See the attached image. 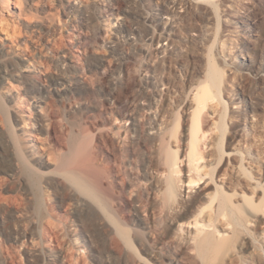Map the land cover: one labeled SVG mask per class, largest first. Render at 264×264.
<instances>
[{
	"label": "rangeland",
	"instance_id": "rangeland-1",
	"mask_svg": "<svg viewBox=\"0 0 264 264\" xmlns=\"http://www.w3.org/2000/svg\"><path fill=\"white\" fill-rule=\"evenodd\" d=\"M107 2L114 18L127 16V25L138 27L143 34H147L149 28L141 15L154 16L159 12L156 8L160 7L161 14L169 18L170 26L177 33L174 52L171 51L168 58L158 52H145L141 50L146 43L144 37L143 41L139 38L133 43L126 28L105 26L102 21L98 25L95 14L98 2L95 0H85L89 25L84 54L82 49L81 52L74 50L67 28L61 27L64 21L57 16L58 29L52 35L23 44L24 35L21 34L16 36L14 44L8 40L11 47L6 51H1L0 43V66L8 65L13 71L21 72L26 81L34 82L31 89L25 82H14L19 88L10 90L8 82L0 80V264H60L59 254L67 257L68 264H124L122 257L110 249L108 239L112 231L108 223L119 220L120 213L116 217L110 208L102 211L99 207L88 206L83 193L64 174L65 159L72 158L73 148L82 142L87 118L99 122L103 115H108L106 128L116 138L123 124L122 117L130 112L133 101L149 94L148 90L152 93L156 87L161 88V84L166 87L164 113L157 117L146 116L145 121L147 125L160 119L172 123L180 118L179 133L184 135L190 118L184 104L187 90L189 85L205 80L202 70L210 63L224 71L221 88L225 103L215 102L218 106L215 117L211 110L204 112L205 128L223 137L228 152L238 150L239 156H244L256 170L252 174L259 176L264 169V73L259 76L247 71L245 61L252 55L258 63L264 64V0H214L210 4H200L198 9L184 0ZM35 3L37 6L30 11L36 20L54 13L59 7V0H35ZM46 5L51 8L47 9ZM10 10L0 0V35L3 29L15 30ZM128 10L130 12H126ZM99 26H103L105 32H98ZM155 29L163 31L162 26H155ZM133 32L139 33L138 30ZM17 46L27 48L30 63L39 67L41 74L23 72L24 66L29 64L14 56ZM73 52L80 57L73 58ZM98 63L100 68L96 67ZM86 66L89 67L86 76L78 73ZM42 77L48 81L53 77L71 79L72 86L68 85L71 92L57 94L43 86ZM35 104H40L42 111L32 123L27 108ZM135 134L130 132L122 139L120 154L124 160H130L135 155L128 148L135 147L142 171L146 166L143 155L152 139L143 133L138 143ZM94 142L97 143L94 146L99 145L98 140ZM31 144H34L32 148ZM137 144L140 145L136 147ZM106 154L112 159L114 153L106 151ZM236 163L237 156L231 157L229 164L217 170L216 176L226 173V168ZM127 177L125 197L131 198L133 205L122 209L127 221L121 222L129 229L137 228L147 234L149 230L144 231L138 219L144 220L147 214L132 202L135 193L131 192L130 184L134 177L131 173ZM141 179L144 183L151 181L150 176H141ZM214 184L209 183L201 191L203 201H206L204 194L214 193ZM247 193L257 205V211L250 207L249 219L255 214L261 219L257 225L252 221L255 225L250 226L249 238L231 241L220 253L205 258L191 246L187 247L193 254L187 258H192L193 264H264V187ZM106 210L114 214L111 219ZM137 236L131 237L132 248L121 245L125 257L131 256L141 264H161L168 250L175 249L174 243L161 241L158 235L148 241ZM149 245L150 252L146 250Z\"/></svg>",
	"mask_w": 264,
	"mask_h": 264
},
{
	"label": "bare ground",
	"instance_id": "bare-ground-1",
	"mask_svg": "<svg viewBox=\"0 0 264 264\" xmlns=\"http://www.w3.org/2000/svg\"><path fill=\"white\" fill-rule=\"evenodd\" d=\"M3 1L11 9L9 16L15 30L9 32L3 29V35H0L1 51H6L8 47H11L8 40L14 44V41L17 40L16 36L21 34L24 35L23 44L54 34L58 29L55 19L57 16L64 21V25L61 27L67 28V35L70 42L74 44V50L81 52L82 49L83 54L85 53L88 39L86 28L89 25V18L85 12V0H59V7L54 13L46 14L45 17L38 20L35 19L32 10L30 11V8L37 6L35 0ZM95 1L98 2L95 6L98 25L102 21L105 26L126 28L133 43H136L139 38L143 41L142 37H144L146 43L142 44L141 50L145 52L151 54L158 52L165 58L174 52L173 47L176 45L175 35L177 33L170 26L169 18L161 14L160 7L156 8L159 12L154 16L141 15L143 23L149 28L148 33L143 34L138 27L127 25V16L114 18L113 9L107 0ZM184 1L197 9L200 4L214 2V0ZM45 7L51 8L50 5ZM233 23L236 24V20H233ZM155 26H162L163 31L157 32ZM99 30L105 32L103 26H99L97 31L99 32ZM135 30H138L139 33L133 32ZM244 39L247 43V39ZM16 48L14 56L16 55L15 57L29 64L24 66L25 71L23 72L41 74L40 68L30 63L27 48L22 46ZM75 52L72 57H80ZM251 56L245 58L246 70L255 72L259 76L263 75L264 64L258 63L253 59L255 57ZM100 66V63L96 65L98 68ZM88 69L87 66L81 67L78 73L86 76ZM202 73L205 80L195 85H189V90H187L184 104L188 108L186 109L190 118L187 132L184 135L181 136L179 133L180 118L174 119L172 123L163 122V119H160L147 125L145 121L146 116L157 117V114L162 116L164 113L167 103L164 92L166 87L161 84L162 87H156L154 93L148 90L149 94L133 101L130 112L122 117L123 124L121 123L122 126L119 128L116 138L106 128V124L109 122L108 115H103L99 122L87 118L86 126H84L86 128L82 129L84 132L82 133V142L73 148L72 158L67 157L65 164L62 163L66 165L63 168L64 174L83 193L88 206L99 207V210L102 209V211L105 208H108L107 210L110 208L112 213H116V217L120 213L119 220L113 219L111 223H108L112 231L108 234L110 244L107 243L112 251L122 257L124 264H141V262L133 260L131 256H124L122 245L132 248L133 239L131 237L135 234L138 235L137 238L140 236L144 241L156 238L154 236L158 235L159 240L174 243L175 249L173 248L172 251L167 249L169 254L166 255V260L161 261V264H193L192 258H187L192 253L188 251L189 249L187 250V247L191 246L203 258L218 254L225 249L229 242L249 238L250 226H254L255 223L257 225V222L259 223L261 220L257 217L259 214H255L256 216H252L254 218L249 219L250 207L257 211V205L251 202L247 192L264 187V169L262 172L260 171L259 176L252 174V171L256 170L251 168L252 166L244 156H239L238 150L234 149V151L228 152L224 147L223 137L215 134V131L205 128L204 112L211 110L212 117H215L218 113V106L215 105V102L225 103L222 100L221 88L224 71L222 72L210 63L205 66ZM64 78L53 77L48 81L42 77L43 86L55 90L59 95L64 91L71 92L68 85L72 86V80ZM0 80H6L10 85V87L8 86L10 90L19 88L18 85H14V82H25L28 89L34 87V82L26 81L21 72L13 71L8 65L0 66ZM41 107L40 104L28 106L32 123L37 121L36 114H41L42 110H39ZM221 114L220 117L223 118V113ZM23 123L26 125L25 121ZM130 132L136 133L138 143L143 133L150 135L152 139V144L146 147V152L143 155L146 166L142 171V167L138 165L139 162L137 163L138 150L134 149L135 147L131 150L128 148V151L135 155L134 158L129 160L126 157V161L121 157L122 139ZM94 138L98 140V146H94L97 144L94 142L96 141ZM139 145L137 144L136 147ZM33 146L34 144L30 145L31 148ZM106 151L114 153L112 159L107 156ZM235 156H237V163L226 168V173L216 176L217 170L221 166L229 164V159ZM72 165L75 166L73 169ZM129 173L134 177L132 179L134 181L130 184L131 192L135 193V200L132 202H135L138 208L140 207V211L142 209L147 214L144 215L146 216L144 220L138 217L143 230H149L147 234L137 228L129 229L124 222H121V220L127 221V216L122 213V209L127 205H133L130 202L131 198L125 197L126 177ZM141 176H150V183H148L149 181L144 183ZM211 182L215 183V191L212 194H204L206 201H203L201 191ZM100 213L102 212L100 211ZM107 213H110L109 217L114 215L110 211ZM252 221L255 223L253 224ZM50 237L53 238L52 235ZM150 247V245L147 246L148 252L152 250ZM57 259L60 264L69 263L64 254H59Z\"/></svg>",
	"mask_w": 264,
	"mask_h": 264
}]
</instances>
